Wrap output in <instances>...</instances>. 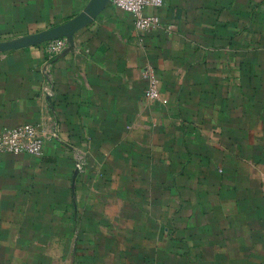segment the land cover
Masks as SVG:
<instances>
[{
    "label": "crops",
    "instance_id": "1",
    "mask_svg": "<svg viewBox=\"0 0 264 264\" xmlns=\"http://www.w3.org/2000/svg\"><path fill=\"white\" fill-rule=\"evenodd\" d=\"M145 14L0 0V264H264V0Z\"/></svg>",
    "mask_w": 264,
    "mask_h": 264
},
{
    "label": "built area",
    "instance_id": "2",
    "mask_svg": "<svg viewBox=\"0 0 264 264\" xmlns=\"http://www.w3.org/2000/svg\"><path fill=\"white\" fill-rule=\"evenodd\" d=\"M112 6L128 13L132 18L135 29L148 31L161 26L156 15H146L147 9L157 10L163 6V0H110ZM65 40H53L46 46L47 53L59 54L65 49ZM150 103L158 102L159 92L157 81L149 79L144 95ZM43 136L41 129L35 125H22L12 130L0 133V153L11 155H38L42 152L44 142L53 135Z\"/></svg>",
    "mask_w": 264,
    "mask_h": 264
}]
</instances>
